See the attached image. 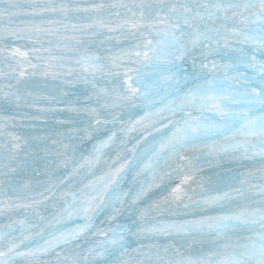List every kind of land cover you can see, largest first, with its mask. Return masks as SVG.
<instances>
[{"label":"snow or ice","instance_id":"obj_1","mask_svg":"<svg viewBox=\"0 0 264 264\" xmlns=\"http://www.w3.org/2000/svg\"><path fill=\"white\" fill-rule=\"evenodd\" d=\"M0 264H264V0H0Z\"/></svg>","mask_w":264,"mask_h":264}]
</instances>
